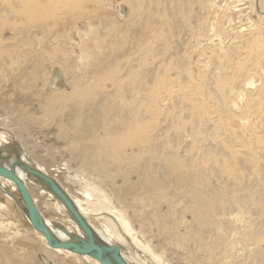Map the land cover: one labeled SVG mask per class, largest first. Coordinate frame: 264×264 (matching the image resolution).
<instances>
[{"label": "bare ground", "instance_id": "obj_1", "mask_svg": "<svg viewBox=\"0 0 264 264\" xmlns=\"http://www.w3.org/2000/svg\"><path fill=\"white\" fill-rule=\"evenodd\" d=\"M5 1L17 13L10 15L6 7L0 13V124L15 122L20 131L31 127L44 151L53 147L67 159L66 165L78 162L80 171L75 172L88 187L82 191L84 205L50 173L56 169L39 163L17 136L6 139L0 134V152L10 157L8 162L18 159L55 180L96 239L117 245L128 264L145 262L125 255L120 230L157 264H171L168 249L183 264H264V142L255 133L264 122L249 123L248 115L259 94L253 98L249 91L260 57L259 33L253 24H244L246 11H255L259 23L264 19V0H167L174 2L168 8L170 21L194 23L193 30L199 22L196 33L202 36L195 35V45L184 47L186 59L179 60V48L171 45L175 35L168 34L170 26L153 19L134 25L127 36L136 42L135 50L114 52L112 62L101 59L99 52L125 36L102 19L92 23L91 10L78 12L87 1L102 5L100 11L108 9L111 0ZM47 6L52 10L48 17L42 14L50 12ZM59 7L73 16L60 23ZM118 9V18H125L123 6ZM109 28L114 29L113 38ZM48 42L52 44L43 60L34 48L42 52ZM130 48L127 42L125 49ZM16 174L58 240L66 239L60 227L82 236L36 177L18 169ZM105 179H118L125 188H118V208L114 196L101 188ZM0 197L1 213H8L15 202L28 222L16 188L3 178ZM37 197L53 199L51 206L65 215L66 223L45 217ZM98 211L113 215L117 224L95 228L88 215ZM81 261L98 264L88 256L49 248L31 226L22 230L0 220V264Z\"/></svg>", "mask_w": 264, "mask_h": 264}, {"label": "rangeland", "instance_id": "obj_2", "mask_svg": "<svg viewBox=\"0 0 264 264\" xmlns=\"http://www.w3.org/2000/svg\"><path fill=\"white\" fill-rule=\"evenodd\" d=\"M98 1H101V0H98ZM111 1H112L111 6H109L107 4L108 9H103L102 11H100L102 8V5H95L93 1L85 2L80 7L81 9L80 8L78 9L80 11L77 10L78 12H81V11L83 12V10L84 11L85 10L86 11L91 10L90 11L91 12V19L93 20L92 23H94L96 25L97 20L102 19L105 21V23L112 25V27H115V33L121 32V34H123V36H125L123 38V41L119 44H117V42L114 41L115 45L113 44L114 47L111 49L108 47L106 48V46L105 47L103 46L102 50L99 52V55H100L99 57L101 59H105V60L110 59L109 61L112 62V61H114L113 59H115V54H113V53L116 51L118 53L120 50L121 51L123 50L124 53H128L129 51L132 53L135 50L134 44L136 42L129 40L128 39L129 36H127V35L129 34V32L133 31V29L135 28L134 25L140 26V23L143 21H146V23H148V22H153L154 20H159V23L161 26L163 23L168 24V26H170L168 34H170V35L174 34L175 35L174 40L171 37V42L173 43L171 45L177 46V48H179V53H178L179 60L186 59L185 53L182 52V50H184V47H186L190 43L195 45V41H194L195 35H197L198 37L202 36V34L196 33L199 31V22L195 25V29L193 30L194 23L190 24L188 21L175 23V22L170 21V17H169L170 15L168 13V10L174 6V2H167V0H111ZM52 2L54 3L55 0H53ZM234 5H238V4L235 3ZM120 6H123L122 14H125L127 12L126 13L127 18L126 17L122 18V19L118 18L120 15L119 9H118V12H116L115 10L118 7L120 8ZM5 7L10 12V15L17 13V11L15 10V8L12 6L11 3H9L5 0H0V8H2L0 11L1 14H3L2 10L6 9ZM164 8H166V9H164ZM47 9L50 12H43L42 14H44L45 16L48 17V16H51V14H50L52 11L51 6H47ZM57 11H59L58 12V15H59L58 19H60V23H63L65 20H68L66 18H71L73 16L71 13L68 14V11H66L65 8L62 9L61 7H59V8H57ZM247 12L248 11H246L244 13V16H245L244 24L247 27H250L251 24H253L255 26V27L253 26V28L255 29V30L254 29L253 30L255 32L259 33V39H256L257 40L256 44L259 45V51L257 54L260 56L258 59V67L255 70V73L253 75L254 87H252L251 89L249 88L250 89L249 91H250L251 95H253L252 96L253 98H255L254 94L259 93V94H257L259 100L257 98H256L257 100L255 99L256 103L253 105L254 107L248 111V115L250 116L249 123L255 121V122H257V124L259 126L261 123L264 122V121H261L264 118V19L261 20V22L259 23L258 15H257V13H255V11L254 12L249 11L248 13ZM158 14H161V17H158L157 16ZM52 15H53V12H52ZM41 22H43V21H41ZM51 22L52 21H49L48 24H51ZM23 23H24V21H23ZM26 23L29 24L30 21L27 20ZM82 24L79 23V26L84 27ZM21 26H19V28H23V25H21ZM100 29H102V28L101 27L97 28V30H100ZM108 31L110 32L109 37L111 35H114V29L109 28ZM5 33H9V32H5ZM50 35L52 37V34H50ZM118 36H119V34H118ZM0 37H1V35H0ZM53 37H56V36L54 35ZM3 38H6V37H3ZM73 38H75V35ZM111 38H113V37L111 36ZM119 40H121V39H118V41ZM127 42H128V48H130V43L132 44V47L130 49H125ZM26 43H29V41L26 40ZM51 44H52L51 42L45 43L44 50L42 52L38 48L35 47L34 53H38V55L41 58H43V60L47 59L45 52L47 49H49ZM188 46H190V45H188ZM92 47H94V46L92 45ZM200 47H202V46H200ZM104 48H106L107 50ZM32 50H33V47H32ZM249 52L250 51H247L246 52L247 54L245 53V57H244V60L247 62L250 59V53ZM106 54H108V55H106ZM109 54H110V56H109ZM104 55H106L107 58ZM108 56H109V58H108ZM111 57H113L112 60H111ZM195 61H197V58L195 55H193L191 57V64H195ZM210 67H211V65H210ZM190 69H192L193 72L197 71L196 67L193 65H191ZM80 73H81V71H79V74ZM254 76H255V78H254ZM5 102H7V103H5L6 106L9 107L10 106L9 101H5ZM252 104H253V102L251 103V105ZM0 113H1V111H0ZM255 133L257 136L261 137V139L264 142V128H260V129L256 130ZM0 134L2 136H4L6 139L13 138L12 135L17 136L21 140V142H23L25 144V147H27L28 151H34V153H35L34 157L41 159V160L39 159V163L44 165L49 170L56 169L55 171H52L50 173L54 174L55 179H57L69 191V193L71 195L75 196L80 201L82 206L84 205L83 201H85V198L82 197V191H84V189L87 186L81 180V177H79V175L76 174V172H75V171H80V169H78V167L80 166L78 162H73V163L68 162V165H66L67 159H65V157L61 154V152L59 150L54 149L53 147H50L48 150L44 151L43 147L46 148L45 145H43L41 142H39V140H38V138H40L39 135H36V132L31 127H29L27 130L20 131L17 128V125L15 122L11 126L4 123V124H0ZM39 134H40V136L44 137L45 133L42 130H40ZM45 137H46V135H45ZM249 138H250V140H253L254 136H250ZM254 145H255V143L252 142V146H254ZM261 147L264 148V145ZM253 148H255V147H252V149ZM111 181H113V180H111ZM111 181H110V179L109 180L105 179L104 182L101 184V188L109 196H111V198L114 196L112 201H113V204L117 207L118 203L116 202V199L121 198V193H119V192L125 188L124 187L122 188L123 185L120 184L121 183L120 180L115 179V182L113 181L114 183L112 182L110 184ZM103 185L108 186V187L104 188ZM111 185H112V187H111ZM115 186H117V190H116ZM118 188L119 189L122 188V189L119 191ZM113 189H115V190H113ZM111 190H113V191H111ZM116 192H117V194H116ZM13 195L16 196V193H13ZM114 199H115V201H114ZM130 200H131L130 198H127V202L129 204L135 205V204L131 203ZM0 202L4 203L1 197H0ZM91 202L92 203L95 202L94 197L92 198ZM12 203L9 205L8 213L3 214L0 212V220H8V221L14 223L19 229H22V230L30 229L29 223L26 221L24 215L22 214L20 205L16 204L15 202H12ZM53 203H54V200L51 198L48 199V197H43V198L37 197V205H38L39 209L41 211H43V214L45 217L59 221V222H62V223H66L65 215H63L62 213H57L53 209V207L51 206V204H53ZM91 205L93 206V204H91ZM93 208H94V206H93ZM90 209H92V208H90ZM11 217H13V219ZM88 217H89V221L91 222V224L97 229H100L102 227L101 226L102 224H104V225L107 224V225L111 226L110 222L114 221L116 223V220H114L113 215L109 214L106 211H98L97 213L89 214ZM134 226H135L134 230L137 231L138 228H137L136 223L134 224ZM119 233L122 235L123 238L125 237L124 242L122 244L123 245V252L125 253V255L130 256L132 258H136L139 261L145 262L144 264H157V262L152 261L150 259L149 255L144 253L140 247L134 245L132 243V240L127 235H124V233L121 230L119 231ZM137 240L142 242V238L140 236L137 237ZM151 241H153V240H151ZM151 243H152V245H156L155 240ZM36 248L38 250L42 249V247H40L38 244L36 245ZM169 250L170 249H168V251H167L166 257L171 262V264H183L182 262L177 261V259H176V261H174L175 260L174 259V257H175L174 250H172V249L170 251ZM168 252H170V253H168ZM37 257H38V259L40 258L39 256H37ZM63 258H64L65 262L68 260L67 258H65L63 256H59V259L63 260ZM58 261H60V260H58ZM70 264H73V263L70 262ZM81 264H84V262L81 261Z\"/></svg>", "mask_w": 264, "mask_h": 264}, {"label": "water", "instance_id": "obj_3", "mask_svg": "<svg viewBox=\"0 0 264 264\" xmlns=\"http://www.w3.org/2000/svg\"><path fill=\"white\" fill-rule=\"evenodd\" d=\"M13 149L14 148H11L9 153H13ZM9 159L10 157L8 155L0 152V178L8 180L14 185L19 199L24 206L30 226L44 238L49 248L65 250L81 256H88L94 259L98 264H128L121 256V250L117 245L100 243L96 239V235L93 233L86 220L55 180L36 171L18 159H14L10 163L8 162ZM16 169L29 176L36 177V179L47 188L52 196H54L66 210L68 216L77 226L82 236H73L62 227L59 228V231L64 235L66 238L65 240H58L53 235L43 221L24 182L16 174Z\"/></svg>", "mask_w": 264, "mask_h": 264}]
</instances>
